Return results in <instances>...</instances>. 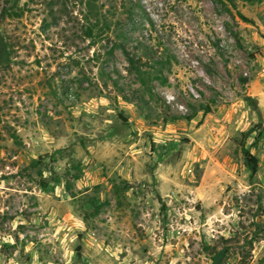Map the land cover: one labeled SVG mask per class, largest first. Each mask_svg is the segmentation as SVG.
<instances>
[{
  "label": "rangeland",
  "instance_id": "1",
  "mask_svg": "<svg viewBox=\"0 0 264 264\" xmlns=\"http://www.w3.org/2000/svg\"><path fill=\"white\" fill-rule=\"evenodd\" d=\"M85 1L0 0V264H264V0Z\"/></svg>",
  "mask_w": 264,
  "mask_h": 264
},
{
  "label": "trees",
  "instance_id": "2",
  "mask_svg": "<svg viewBox=\"0 0 264 264\" xmlns=\"http://www.w3.org/2000/svg\"><path fill=\"white\" fill-rule=\"evenodd\" d=\"M4 1L5 2H4L3 8H2V14L7 15L9 17H18L22 13V12H17V11H15V9H13L14 6L17 4V0H4ZM97 1L98 0H86L84 2L85 10L83 11L82 18H83L84 22L86 23L84 28H83V34L85 37L94 38L95 35H99L105 29L110 28V25L108 24V22L106 20L105 14L102 12L101 6L99 4H97ZM134 5H136V2H134ZM239 15L245 21H248V22L253 21V20L243 16L240 12H239ZM116 45H118L124 51L125 55L127 56V59L129 61L130 66L135 70L138 81L141 84L145 85L147 83V77L148 78L150 77L149 76L150 72L148 70H140V68L136 65L139 58H135L134 55L127 52V50L125 49V46L122 43H119ZM0 51H1L0 55L2 57L4 55V53H6V43L2 37H0ZM244 81L246 82L247 80H244ZM150 94H151V92H150ZM141 99H144V98H141ZM144 102H147V101L144 100ZM200 109L203 110L204 114L210 112V110H211V108L208 104L201 106ZM192 117H193L192 115L186 116V118H188V119H191ZM263 129H264V126H263ZM245 135H247V133ZM240 149H241V153L243 155L244 165L250 171L251 175L255 174L259 168L258 157L256 156V154H254L250 150V148L245 146V142L240 143ZM41 185L43 187H46L47 183L45 181H41ZM80 248H81V245L78 244L76 246V251L79 255H80V253H79ZM225 250L226 249H224V251ZM224 251L219 250L218 252H216L215 258L217 256H219L220 254L222 255V253H224Z\"/></svg>",
  "mask_w": 264,
  "mask_h": 264
},
{
  "label": "crops",
  "instance_id": "3",
  "mask_svg": "<svg viewBox=\"0 0 264 264\" xmlns=\"http://www.w3.org/2000/svg\"><path fill=\"white\" fill-rule=\"evenodd\" d=\"M258 100H259V107H262V106H261V102H260V98H258Z\"/></svg>",
  "mask_w": 264,
  "mask_h": 264
}]
</instances>
